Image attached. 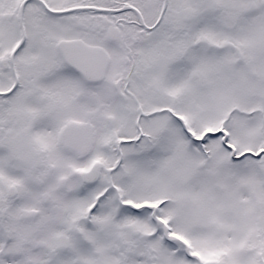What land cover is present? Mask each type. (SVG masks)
Wrapping results in <instances>:
<instances>
[{
  "label": "snow or ice",
  "instance_id": "snow-or-ice-1",
  "mask_svg": "<svg viewBox=\"0 0 264 264\" xmlns=\"http://www.w3.org/2000/svg\"><path fill=\"white\" fill-rule=\"evenodd\" d=\"M0 264H264V0H0Z\"/></svg>",
  "mask_w": 264,
  "mask_h": 264
}]
</instances>
